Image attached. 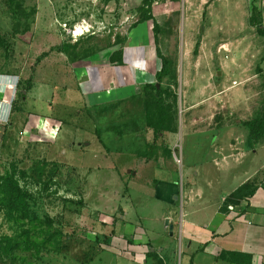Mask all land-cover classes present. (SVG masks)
Returning <instances> with one entry per match:
<instances>
[{
    "label": "rangeland",
    "instance_id": "rangeland-1",
    "mask_svg": "<svg viewBox=\"0 0 264 264\" xmlns=\"http://www.w3.org/2000/svg\"><path fill=\"white\" fill-rule=\"evenodd\" d=\"M255 5L0 0V175L27 193L37 231L55 234L50 250H12L6 240L31 222L0 210V264H116L119 223L141 226L159 210L152 189L161 180L207 201L246 180L224 210L256 189L264 132L254 142L244 125L264 119V38L248 23ZM147 9L169 63L159 83L153 22L138 23ZM118 50L122 66L109 61ZM148 84L163 91L170 118L157 139L145 122ZM46 219L51 228L35 222Z\"/></svg>",
    "mask_w": 264,
    "mask_h": 264
},
{
    "label": "crops",
    "instance_id": "crops-1",
    "mask_svg": "<svg viewBox=\"0 0 264 264\" xmlns=\"http://www.w3.org/2000/svg\"><path fill=\"white\" fill-rule=\"evenodd\" d=\"M255 7L264 28V0ZM244 187L246 180L227 187L231 194L207 201L187 194L183 199L173 180L156 182L152 193L159 210L143 216L141 226L127 219L118 225L125 251L116 264H264V179L224 210L226 200Z\"/></svg>",
    "mask_w": 264,
    "mask_h": 264
},
{
    "label": "trees",
    "instance_id": "trees-1",
    "mask_svg": "<svg viewBox=\"0 0 264 264\" xmlns=\"http://www.w3.org/2000/svg\"><path fill=\"white\" fill-rule=\"evenodd\" d=\"M255 1V0H254ZM144 4L150 7L151 0H144ZM145 11L140 19V22L152 21L153 22V31L155 35V51L157 60L160 61V69L155 74V80L159 83L161 80L168 74L169 63L165 59L159 48L156 47L157 43V34H158V25L153 20L149 14V10ZM249 26L254 28L256 34L259 37L264 38V28L262 25V14L255 7L252 6L250 9V16L248 19ZM264 60V57L262 61ZM110 64H116L122 66V51H115L109 58ZM258 73L261 72L260 69H257ZM145 90H152L155 93V97L152 103L146 104L145 110V122L146 125L152 130L154 138H158L162 133L168 130L170 124V118L165 110L164 101H163V91L157 88L156 84H148L144 87ZM264 106V103H263ZM264 113V112H263ZM250 130V136L254 142L260 140L264 132V119L256 118L247 124H244ZM14 175L5 173L0 175V210L4 212V215L10 222L22 223L23 221H28L29 218V207H28V195L23 191L18 182L14 179ZM240 190L236 191L234 194H238ZM31 228L25 229L20 235L13 241L6 240L11 242L13 245L12 250L18 249L20 247L25 248V250H30V247L35 248V250H50L51 244L54 241L55 234L47 231H37V226L34 225V218L30 219ZM38 225H45L47 228H51V222L49 219H46L44 223L42 221H35ZM40 236V239H38ZM5 240V239H3Z\"/></svg>",
    "mask_w": 264,
    "mask_h": 264
},
{
    "label": "water",
    "instance_id": "water-1",
    "mask_svg": "<svg viewBox=\"0 0 264 264\" xmlns=\"http://www.w3.org/2000/svg\"><path fill=\"white\" fill-rule=\"evenodd\" d=\"M157 88H158V85H157Z\"/></svg>",
    "mask_w": 264,
    "mask_h": 264
},
{
    "label": "bare ground",
    "instance_id": "bare-ground-1",
    "mask_svg": "<svg viewBox=\"0 0 264 264\" xmlns=\"http://www.w3.org/2000/svg\"><path fill=\"white\" fill-rule=\"evenodd\" d=\"M76 35H78V34H76Z\"/></svg>",
    "mask_w": 264,
    "mask_h": 264
}]
</instances>
